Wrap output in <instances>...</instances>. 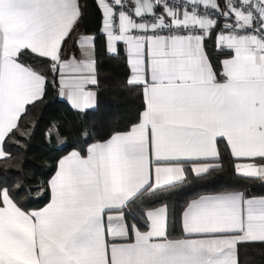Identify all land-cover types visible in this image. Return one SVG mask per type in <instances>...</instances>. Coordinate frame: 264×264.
I'll return each instance as SVG.
<instances>
[{
	"label": "snow or ice",
	"instance_id": "snow-or-ice-1",
	"mask_svg": "<svg viewBox=\"0 0 264 264\" xmlns=\"http://www.w3.org/2000/svg\"><path fill=\"white\" fill-rule=\"evenodd\" d=\"M96 6L98 35L110 55L123 47L141 111L59 159L46 188L29 189L48 193L42 209L22 210L21 186L0 184V264H241L242 246L264 245V195L170 197L189 175L222 167L220 144L241 185L264 187V0ZM81 17L79 0H0V162L11 158L6 143L28 135L22 120L50 83L73 110L96 109L97 35L75 38L78 56L63 50ZM208 40L224 56L218 69Z\"/></svg>",
	"mask_w": 264,
	"mask_h": 264
},
{
	"label": "trees",
	"instance_id": "trees-1",
	"mask_svg": "<svg viewBox=\"0 0 264 264\" xmlns=\"http://www.w3.org/2000/svg\"><path fill=\"white\" fill-rule=\"evenodd\" d=\"M79 5L82 17L72 33V39L64 44L63 50L65 56L77 53L78 48L74 41L78 35H97V107L85 112L73 110L58 96V85L52 83L47 87L43 103L29 106V112L22 120L26 125L22 130L28 135L18 137V144L6 143L5 151L11 153V158L0 162V184L21 186L17 189L18 203L25 210L40 208L49 201L47 192L40 195L37 191L29 192V189L41 188L43 191L63 155L72 150H80L84 154V150L92 142L129 127L130 122H134L141 111L142 98L139 90L132 89L126 83L130 73L123 49L121 48L119 56L108 54L105 51L104 38L98 35L101 21L96 0H79ZM206 51L218 69L223 55L213 40L206 41ZM27 62L31 63L30 60ZM49 79H52L51 75ZM82 130H87L90 134L87 144ZM48 132H51L50 138L47 136ZM219 147L223 154L220 161L222 167L203 178L189 175V183L185 188L170 197L173 205L179 206L184 200L198 194L236 187L247 190L250 195H264V187L258 182L241 185L233 172L232 158L224 151L223 144ZM239 256L241 264H264V245H244L240 248Z\"/></svg>",
	"mask_w": 264,
	"mask_h": 264
},
{
	"label": "crops",
	"instance_id": "crops-1",
	"mask_svg": "<svg viewBox=\"0 0 264 264\" xmlns=\"http://www.w3.org/2000/svg\"><path fill=\"white\" fill-rule=\"evenodd\" d=\"M121 48L123 49L122 46H121ZM75 54L78 56V55H79V50H78L77 53H75ZM72 55H73V53H69V54L66 55V57H67V56H72ZM223 58H224V56L222 57V59H223ZM95 59H96V49H95ZM221 61H222V60H221ZM58 91H59V87H58ZM95 91L97 92L96 88H95ZM72 151H73V150H72ZM70 152H71V151H70ZM68 153H69V152H68ZM68 153H67V154H68ZM67 154H65V155H67ZM65 155H63V156H65ZM63 156H62V157H63ZM62 157H61V158H62ZM61 158H60V159H61ZM54 174H55V173H54ZM54 174H53V175H54ZM224 190H225V189H224ZM221 191H223V190H221ZM217 192H218V191H217ZM211 193H212V192H211ZM48 202H49V201H48ZM48 202H47V203H48ZM47 203H46L44 206L40 207V208H36V209H32V210H25V209L22 208V210H24V211H26V212L37 211V210H40V209H42L43 207H45V206L47 205Z\"/></svg>",
	"mask_w": 264,
	"mask_h": 264
}]
</instances>
